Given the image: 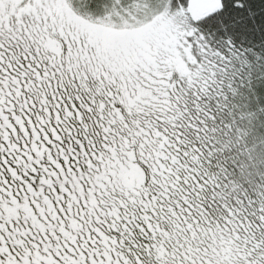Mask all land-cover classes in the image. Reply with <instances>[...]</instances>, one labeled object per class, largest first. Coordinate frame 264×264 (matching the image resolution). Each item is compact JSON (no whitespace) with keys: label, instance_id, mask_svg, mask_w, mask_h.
<instances>
[{"label":"snow or ice","instance_id":"1","mask_svg":"<svg viewBox=\"0 0 264 264\" xmlns=\"http://www.w3.org/2000/svg\"><path fill=\"white\" fill-rule=\"evenodd\" d=\"M0 264H264V0H0Z\"/></svg>","mask_w":264,"mask_h":264}]
</instances>
